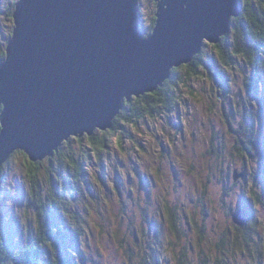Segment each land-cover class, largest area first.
<instances>
[{
	"label": "rangeland",
	"instance_id": "374dc122",
	"mask_svg": "<svg viewBox=\"0 0 264 264\" xmlns=\"http://www.w3.org/2000/svg\"><path fill=\"white\" fill-rule=\"evenodd\" d=\"M19 1L0 0V53L12 38ZM156 13V0L140 1L138 30L144 37L152 34ZM212 47L206 44L203 53L214 70L221 69L226 94L201 70L180 86L173 112L106 132L109 149L102 159L87 136L62 145L65 161L87 163L88 180L70 201L67 217L71 226L78 215L84 219L79 264L150 263L155 256L161 264H178L184 253L189 264H264V83L254 103L245 89L251 70L244 61L221 68ZM244 126L254 134H244ZM239 136L247 138L242 155L236 149ZM25 156L17 152L10 158L0 187L1 227L13 252L28 243L36 226ZM236 170L247 178L236 182ZM255 190L262 205L253 199ZM166 206L177 211L178 233L170 228ZM241 208L251 220L238 232L233 217Z\"/></svg>",
	"mask_w": 264,
	"mask_h": 264
},
{
	"label": "water",
	"instance_id": "95a60500",
	"mask_svg": "<svg viewBox=\"0 0 264 264\" xmlns=\"http://www.w3.org/2000/svg\"><path fill=\"white\" fill-rule=\"evenodd\" d=\"M140 1L15 5L0 61V167L17 152L43 162L71 138L110 131L125 104L153 94L176 67L190 65L203 52L206 33L208 45H219L242 13V0H156L155 26L144 37ZM233 179H245V172L236 170ZM233 219L245 227L249 214L241 208Z\"/></svg>",
	"mask_w": 264,
	"mask_h": 264
},
{
	"label": "trees",
	"instance_id": "16d2710c",
	"mask_svg": "<svg viewBox=\"0 0 264 264\" xmlns=\"http://www.w3.org/2000/svg\"><path fill=\"white\" fill-rule=\"evenodd\" d=\"M241 5V15L232 21L233 35L231 33L224 37L219 45L212 48L218 53L221 68H235L240 61H244V64L251 70V74L245 79L246 93L254 103H258L262 92L261 86L264 83V0H242ZM155 22L156 18L153 20L152 28L155 26ZM3 54L1 59L6 57V51ZM181 68L185 70L184 75H181V71L174 70L172 77L163 87L154 92L155 95L147 94L125 104L124 110L114 121L110 131L114 134L123 132L125 124L138 126L139 122L147 117L157 118L165 113L173 112L174 106L177 104L176 92L181 85H185L188 81L199 76L201 70L205 71V76L214 79L212 81L220 89L219 93H227L228 82L224 78H220L221 69L214 70L208 56L203 52L190 65ZM247 118H252V116H247ZM244 129L246 131L244 134H254L253 128L244 126ZM246 139L241 136L237 138L236 149L240 155L243 151L240 145L241 143L246 144ZM79 141L83 143V140ZM88 141L92 152L102 159V154L109 149L108 135L103 133V136L100 137L95 134L89 137ZM252 147L253 145L247 149L248 155L252 154ZM57 155V159H54ZM63 155L56 153L54 157L47 159L46 166L44 165L45 161L33 163L25 156L28 159L25 164L26 176L30 184L28 205L29 208L35 210L36 226L28 243L19 251L13 252L2 231L0 213V264L80 263L78 247L84 236V228L81 226L84 219L78 215L76 226H71L67 217L70 201L79 195L81 186L88 180L87 163L74 158L65 161L66 154ZM5 166L0 167V187L6 178ZM253 199L256 200V203L263 204V199L256 190ZM166 209L170 214L171 230L180 232L177 211L168 206ZM235 230L244 231L241 228ZM184 254V258L180 259L178 264H189L187 254ZM140 264L161 263L155 256L150 263L143 260Z\"/></svg>",
	"mask_w": 264,
	"mask_h": 264
},
{
	"label": "snow or ice",
	"instance_id": "6c2138e0",
	"mask_svg": "<svg viewBox=\"0 0 264 264\" xmlns=\"http://www.w3.org/2000/svg\"><path fill=\"white\" fill-rule=\"evenodd\" d=\"M205 35L207 36V40H204L203 42H204L205 44H207L209 40H212V35H211L210 33H206ZM196 39H197V40H201L202 37L198 36V37H196ZM213 47H215L214 44H213ZM3 55H4L3 53H0V57H3ZM182 70H183V69L180 68V67H176V68H175V71H176V72H180V71H182ZM153 95H155V93H153ZM120 99L123 100V96H121ZM4 105H5V104L0 103V110L3 109V106H4ZM79 134L82 136V135H83V132H81V133H79ZM26 158H27V157H26Z\"/></svg>",
	"mask_w": 264,
	"mask_h": 264
},
{
	"label": "flooded vegetation",
	"instance_id": "af4514ba",
	"mask_svg": "<svg viewBox=\"0 0 264 264\" xmlns=\"http://www.w3.org/2000/svg\"><path fill=\"white\" fill-rule=\"evenodd\" d=\"M244 172V171H243ZM247 210V209H246ZM247 212H248V214H249V211L247 210ZM249 220H251V218H250V214H249ZM246 229V228H248V226H245V227H238V229ZM262 241H263V239H262Z\"/></svg>",
	"mask_w": 264,
	"mask_h": 264
},
{
	"label": "bare ground",
	"instance_id": "6f19581e",
	"mask_svg": "<svg viewBox=\"0 0 264 264\" xmlns=\"http://www.w3.org/2000/svg\"><path fill=\"white\" fill-rule=\"evenodd\" d=\"M88 136V135H87Z\"/></svg>",
	"mask_w": 264,
	"mask_h": 264
},
{
	"label": "clouds",
	"instance_id": "9594fccd",
	"mask_svg": "<svg viewBox=\"0 0 264 264\" xmlns=\"http://www.w3.org/2000/svg\"><path fill=\"white\" fill-rule=\"evenodd\" d=\"M187 9V8H186Z\"/></svg>",
	"mask_w": 264,
	"mask_h": 264
}]
</instances>
